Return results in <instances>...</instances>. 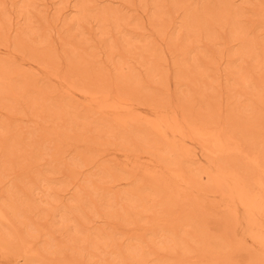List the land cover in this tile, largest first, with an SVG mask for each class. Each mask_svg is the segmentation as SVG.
Returning a JSON list of instances; mask_svg holds the SVG:
<instances>
[{
	"label": "bare ground",
	"instance_id": "obj_1",
	"mask_svg": "<svg viewBox=\"0 0 264 264\" xmlns=\"http://www.w3.org/2000/svg\"><path fill=\"white\" fill-rule=\"evenodd\" d=\"M6 1L0 0V39L12 31L14 49L48 66L60 63L50 28L58 26V16L68 10L69 15H61L68 16L60 22L64 28L60 25L59 29L64 32L60 36L55 28V33L68 72L85 85L81 91L100 86L126 98L133 96L136 103L145 100V104L150 101L159 107L167 103L166 108L171 103L173 81L178 95L174 104H179L189 124L217 125L223 118L219 110L226 109L222 123L229 133L243 139L247 151L257 150L263 158L264 40L256 32L264 29V22L261 19L262 23L253 26L243 5L233 0H48L53 12L47 20L44 10L51 7L46 1V7L40 0H11L8 6ZM51 22L56 26L50 27ZM148 28L151 34H147ZM11 66L0 61V111L12 119L0 120V184L6 182L8 187L0 204L1 253L22 257V264L236 263L230 261L227 250L228 246L237 250L239 244L218 236L222 228L234 238V220L217 214L213 221L215 213L206 208L214 193H224L229 187L222 191L225 183L215 179L201 160H196V154L189 152L185 156L190 159H185L177 145L155 136L147 127L149 123L133 119L130 124H116L84 110L75 100L65 96L63 100L60 94V98L54 97L56 90L52 91L51 84L36 85L32 78L29 84L25 75L15 78V66ZM25 117L49 125V132L44 127L23 128L18 121ZM193 139L201 147L202 158L210 163L235 166L240 161V179L248 180L253 174L252 166L250 169L245 162L232 159V153L226 161L219 158L215 147L225 143L216 140L220 145L214 147L215 142L206 141L209 137ZM76 143L85 144L86 150L70 151V145ZM93 146L147 155L181 174L185 186H173L162 171L139 176L136 171L114 168L106 159L99 161L90 151ZM232 165H227L228 169ZM261 180L264 185L262 176ZM36 240L39 251L32 260L22 248ZM240 249L239 253H248L243 264H264L260 252L246 244Z\"/></svg>",
	"mask_w": 264,
	"mask_h": 264
},
{
	"label": "rangeland",
	"instance_id": "obj_2",
	"mask_svg": "<svg viewBox=\"0 0 264 264\" xmlns=\"http://www.w3.org/2000/svg\"><path fill=\"white\" fill-rule=\"evenodd\" d=\"M10 1L11 0H8L9 3L6 1L7 6L10 4ZM41 1L42 0H40V3L39 4H41V3L44 4V1H46L45 4H47V5L49 4V6L51 7L49 9V7L47 6L48 7V9H47V7H46L45 4L44 5L41 4L42 6L46 7V9L44 10V9H42L44 7L41 6V9L44 10V13L47 15V16L44 15V16H46L45 18H47V20L48 19L51 20V18H49V17L51 16L50 15V12L52 11V7L53 6H52V2L49 3V1H53V0H49V1L48 0H43L42 2ZM233 3L236 4V5H243L245 7V9L248 11V14H246V15L248 16V19L250 20V22L252 23L253 26L259 25V23H262V20L264 22V0H250L248 2L249 4H244V0H233ZM112 4L113 5H111V6H115L116 5L115 3H112ZM66 10H62L63 11V12H61L62 14H60L58 16L59 18L61 17L60 19L56 17L57 18V21L59 20L58 23H57L58 26H56V24H54L56 22H54V23L51 22L50 23V27H52L53 25L56 26V27L50 28V29H52V30H50V33L53 34V35H51L52 43H53V41H54V43H56V46H55L54 43H53V45H54L55 49L57 48L56 51H58L57 52L58 53V58L60 60V61H57V62H60V63H58V65L57 64L56 65L54 64V65H49L48 66V64L46 65V64L40 63L39 61H35V60L33 61V59L32 58H29V56L27 54H25L23 52L20 53L21 51L19 52L16 48L14 49V45L12 46L13 42H12V40L10 41L11 35L13 33L12 31L9 33L10 35H8V37H6V39L5 38H1L0 39V45H1L0 46V58H2V59H0V61L5 60L10 65H12L11 67H14L15 66V68L13 69V72L15 73V74L13 73V75H14L15 78H17V77L20 78L21 77L20 75H25L26 77L29 78V84H31L33 82L37 83L36 85H39L41 83L43 86L44 85L46 86V85L49 84L48 87L51 84L52 91L55 92V90H56V93H57V95H56V93L53 92L54 93V95H53L54 97H57L60 94L62 96L61 99H63V100L66 99V98H69V100L71 99L72 101L75 100L76 102H79L80 103L79 105H81L84 108V110L86 108H88L87 110H89V109L92 110L93 111L92 113H95V114L98 113L99 115L101 114L100 116L109 118V120H111L113 123H116V124L117 123L118 124L119 123H122V124H130V122H133V119L134 120H137L139 122V124L140 123L141 124L143 123V125H144V123H146L145 125H147L149 123V125L147 127H149L154 132V135L157 136L158 138L159 137H162L161 140H163L164 142L170 143L171 145H177L178 148H180L178 150L179 151L181 150L179 153L185 159H190V156H188L189 155V152L196 154V156H195V157H197L196 160L197 159L201 160L203 166L209 171V173L215 179H218L220 182L222 181L221 183H223V184L225 183L224 184L225 187H223L222 191L225 188H227V187L230 188V189L229 188L226 189L229 192L228 191L225 192V190H224V193H223L220 190L218 192V195L216 193H214L213 195H215V196L212 195L210 197L209 203L207 204L208 207H206V208H211V209H209V211L211 212L212 215L215 213L214 216H213V218H212L213 221H214V218H215V216L217 214L218 215L219 214H222V215L225 214L224 215L225 216V219L227 217L226 215H228V216L230 215V217L234 220V223H235L234 226L236 225L235 228H234L235 230H233L234 231V235H235V237H234L235 239L233 237H231V234H230L229 231L226 230V232H225L224 230H222V228L219 229V233H218V236L221 237V239L223 241H225L224 240V237H226L225 239H228V241H230V242H233L234 241L233 243L239 244V248L237 250L234 249L235 251L233 250V247L232 246H228L229 249L228 248H227L228 250L226 249L227 250V254L230 255V257H232V259L230 261H235L236 262L235 264H238L239 262L241 263L246 258L245 256H247L248 253L245 255L244 253L242 254V253H239L238 252L239 249L242 248V246L244 247L245 244L248 245V246H250L254 250L260 252L262 254L261 257L264 259V195H263L264 192L263 191L260 192V190H264V185H262L263 183H261L262 182L261 176L264 178V173H263L264 170L262 168V167H264V162H263L264 161V154L262 155L263 158H261L259 156V153H258L257 150L247 151L246 150V146L244 144V140L241 139V138H238V137H237L238 139H236L235 136H233L232 134H230L231 132L229 133V130L230 129L227 130L228 129V126L226 125V123H222V122L225 121V119H223V118H225L224 113L226 114V112H224V111H226V109H222L221 108V110H219V114L221 113L222 115H220V116H222L223 118H221V119L219 118L220 119L219 120L220 122L217 124L219 126H217L215 124L217 126V128H216L217 131L213 127L215 125H213V126L211 125L212 127L211 126H208L209 127L208 128L207 126H203V125H200V124L194 125L195 127L192 126L193 124H189L190 122L188 123L187 120L185 119V117H183L184 115H182L183 114L182 111H181L182 109L179 106V104L178 103H177L178 105L177 104L176 105L174 104V102L176 103V99L177 98L175 97V95H177V94L175 92V86H174L173 81L171 83V88H170L171 89L170 90L171 91L170 92L171 95H170V98H169L170 99L169 102H171L170 103L171 106L168 103V106L169 107L166 106V108H165L164 105L167 104V103L160 104V105H163V107H161V106L159 107L158 106V103L157 104L155 103L156 104L155 105L154 103L151 102V104H152L151 105L149 103L150 101L149 102L146 101V104H145V102H144L145 100L144 101L141 100L142 102L139 101V102L136 103V99H135V101H132L131 100V99H133V96L131 98H130V96H128L126 98L125 96H121L120 94L115 93V91H113V90H109V89H107L105 87H100V86L98 88L95 87V86H92L93 88L89 87V88H91V90L89 92L81 91L80 88L83 87V86L85 87V85L82 84L83 81L82 80L80 81V79H78V81H77L76 78H74L73 76H71V74L68 72V70L66 68V64H65L66 62H65V59H64L65 58V55H63L64 53L63 54H60L61 53L60 47L62 48V45H61L62 43H60L61 42L60 39H59L60 37L57 36V35L59 33V35L61 36L62 35V34H60L61 31H62V33L64 32L63 29L62 30L59 29V26L60 25L62 26V24H60V22L63 21L62 23H64V19H66L68 17V16L67 17L64 16V18H62L61 15H65L66 13H67L66 15H69L68 14V10L67 11ZM47 11H49V12H47ZM48 13H49V15H48ZM260 14H261V16H259ZM142 15H143V13H142ZM44 16H43V13H42V17L43 18H44ZM144 16H146V13L143 15V17ZM258 21H259V23H258ZM262 27L264 28V26H262ZM55 28H57L58 30H56ZM55 30L56 31H59L57 33V35L55 33ZM51 31H53V32H51ZM146 32H147V34L148 33L151 34L150 33V29L148 31H146ZM258 33L262 35V36L261 35L260 36L264 40V29H262L259 32H256V35H259ZM55 36H57V37H55ZM56 38H58L59 40H56ZM160 45L163 46V43H160ZM62 57H63V59H62ZM26 58H28V60H26ZM31 59H32V61H31ZM168 59H169V63H170V65H169L170 66V71L172 73V71H173L172 70V67L173 66H171L172 59L169 56H168ZM48 67H52L53 69L52 68L49 69ZM138 69H139L140 72H143L142 69H140V68H138ZM42 81H43V83H46V84H43ZM156 81H158V78L156 79ZM221 81L220 82H221L222 85H225L226 84L225 81H224V79H222ZM38 82H39V84H38ZM78 82H79V84H77ZM69 85H71L70 88H69ZM49 90H51V89H49ZM79 90H80V92H79ZM99 90H100V92H98ZM64 96L66 98H63ZM177 97H178V95H177ZM57 98H60V97L58 96ZM122 98H124V99H122ZM143 102H144V104H143ZM147 103H149V105ZM153 105H155V106H153ZM176 106L179 107L180 110ZM94 110L96 112H94ZM137 115L140 117V119H138L139 117ZM5 119L7 120V119H11V118H8V115L7 114H5L3 111L2 112L0 111V120L1 121L2 120L4 121ZM147 119H149V120H147ZM20 121H21V126L23 128L29 129L31 127L32 128H36V127L37 128H42V127H44V129L42 128L44 131L49 132V130H50V126L49 125H46L45 126L43 124L44 125L43 126L42 125V122H36V120L30 119V117H25V118L20 119L18 121V123ZM156 124H157V126H155ZM158 126H160L161 129H159ZM196 127H198V128H196ZM201 127L202 128H205L206 127L205 128L206 130L205 129H202ZM219 127H221L222 129H220ZM213 128H214V130H213ZM224 128H226V129H224ZM210 130H212L211 133H210ZM224 130H226V132H224ZM181 131H182V133H181ZM221 131H222V133H220ZM156 133H157V135H156ZM218 133L219 134H223V136L222 135L221 136L217 135ZM226 133H228V134H226ZM188 134H190V136H188ZM214 135L215 136L217 135V136L214 137ZM224 135H225V137H224ZM191 136L193 138H195V136H201L202 138L209 137V140L210 141H208V139L206 141L209 142V143H212V144L215 142L214 143L215 145L213 144L214 147L216 146V144H219L220 145V143H217V141L218 142H221L222 144L225 143L224 146H226L227 144H231V145L233 144L231 147H230V145H227V146L230 147V148L229 147L227 148V146H226L227 150H225L226 148H224V146H221V145L219 146V147H221L219 149V147L217 145L215 147V150H216L215 153L219 156V158H221V159L224 158L225 159V160L223 159L224 161H226V159L228 160V158L229 159L232 158V154H233V157H235V158H232V159H235V160L237 159L236 161L241 160V162H243V163L245 162L244 164L247 165V166H249L248 168H250V169H251V166H252V173L253 174H254V171L255 172L257 171V172L254 174V177H253V174H252L250 176V178H248V180L247 179H240V178H243V177H240V174H241V172H240L241 171L240 161L235 163V166L238 167V169L234 166V164L233 165L231 164V165L234 166L235 168L232 167L231 169L230 168L228 169V167L231 166L229 162H228L229 164L226 163V162H223V165L224 166L221 165L222 163L220 164V166L219 165H216L214 163H210L209 160L205 159L204 157L202 158V155H201L202 154V150L200 149L201 147H199V143L197 141H195V139H193ZM172 137H173V140L175 138L176 139L173 141L172 140ZM217 137L219 138V140H218ZM220 137H224V138H221V139H225V140H223V142H222V140L220 139ZM177 138H179V139H177ZM214 138H215V140H214ZM232 140L234 141V143L232 142ZM238 140L240 141V144H239ZM242 140H243V143H241ZM261 140H262V138H261ZM263 140H264V137H263ZM77 144H79V145L77 146ZM236 144H237V146H236ZM84 145L85 144H83V143H76V145L71 144L70 146H72V147H70V151L71 150H79V149L81 151H85L86 148H87V146H84ZM263 145H264V141H263ZM107 147H105V148L103 147V149H104L103 150L99 146L98 147L97 146H93V147H90L91 148L90 151L92 153H94V154H97L100 157L99 161L100 160L101 161H105V162L108 161V163L111 164L112 166H114V168H122V170H125V171L132 170V172H135L136 171L135 172V173H137L136 175H139V176L140 175L143 176L142 174L144 172L149 173L151 175H155V173L157 172V170L158 171H162L165 174V178L168 177L167 179L169 180V182H171V184L173 186H175V187H179L180 186L179 188H182L183 186H185L184 185V180L182 179L181 174H179L178 172H175V171H169V170H167L165 167L162 166V164H160L156 160L148 157L147 155L140 154V153H139V155H138V153L135 155V154H131L132 152L131 153L130 152L127 153L126 151L123 152L122 149H119L118 150L115 147H111V146L110 147L107 146ZM238 147H240L242 150H240V148H238ZM189 148H191V149L189 150ZM222 148L225 151H223ZM231 148H233V149L231 150ZM82 149H84V150H82ZM243 150H246V151H243ZM186 152H188V153H186ZM218 152H220V153L218 154ZM243 152H245L246 158H245V156H244L245 154ZM249 152H253V154H251V153L249 154ZM227 153L229 155H231V156L229 157ZM257 153H258V156L259 157L257 156ZM101 154H102V156H100ZM185 154H188V155L185 156ZM234 154L235 155H238V156H234ZM242 154H244V155H242ZM241 155H242V157H241ZM252 155H254V157H252ZM256 156H257L258 160L256 159ZM225 157H228V158H225ZM239 157H241V158H239ZM243 158H245V159H243ZM192 159H194V158H192ZM246 159L248 160L247 162H246ZM251 159H254V160L250 161ZM256 160H257V163H256ZM259 160H260V162H262L261 163L262 166L260 164H258V163H260V162H258ZM254 161H255V164H254ZM225 163L227 165H229V166H227ZM222 167H224V168H222ZM232 169L234 171H231ZM261 170H262V172H261ZM259 171H260V173H259ZM85 173H86V171L84 170L83 176H85L84 175ZM256 174L259 177H257ZM255 178H256V180H255ZM258 178H260V179H258ZM249 180H250V183H249V186H248V181ZM255 182H256V184H254ZM251 184H254L255 186L257 185L258 187L257 186L256 187L254 186V188H253L252 187L253 185L251 186ZM0 186H1L0 187V190L2 188V191H0V195H1L3 193V190L5 189L4 191H6L8 189V187H6L7 186L6 185V182H3L2 184H0ZM248 187H250V188L248 189ZM256 188L259 189V190H257ZM3 195L4 194H2L0 196V199H1V197H4ZM211 199H214V202H218V203H214L213 200H211ZM1 201H2V199L0 200V204H1ZM185 203H187V202H185ZM185 203L183 202V204H184L183 206L184 207L186 206ZM252 204L255 205V206H253ZM257 205H259V206H257ZM209 206H212V207H209ZM215 207H218V208H215ZM213 210H216V211H213ZM217 210H219V211L217 212ZM228 211L231 212V213H233V214H235V216L233 214H232L233 215L232 216L230 213H228ZM219 216H216L215 219L217 220ZM223 219H224V217H223ZM231 224H233V223H231ZM230 226H232V225H230ZM234 226H232V227H234ZM232 227H231V229H232ZM210 228H212V226ZM229 235H230V237H229ZM230 242H226V243H230ZM29 243L30 242H27L24 245V247L22 248V251H23L24 254H26L25 251H27V254L26 255L27 256H30L31 259H32V258H34L35 255L37 256V253L39 251V248H38L39 245L38 244H40V242L38 240H36L35 242L33 241L34 244L31 242L32 246ZM36 243H37L38 247L35 245ZM240 252H242L241 249H240ZM28 254H30V255H28ZM32 260H34V259H32ZM243 262L241 264H243ZM22 263H23L22 257H18L17 258V256L14 253L13 254H7L6 255L3 252L1 253V251H0V264H22ZM54 264H57V262H55Z\"/></svg>",
	"mask_w": 264,
	"mask_h": 264
}]
</instances>
